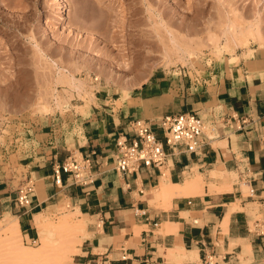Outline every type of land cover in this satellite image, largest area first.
<instances>
[{"label":"crops","instance_id":"1","mask_svg":"<svg viewBox=\"0 0 264 264\" xmlns=\"http://www.w3.org/2000/svg\"><path fill=\"white\" fill-rule=\"evenodd\" d=\"M195 84L183 88L175 104L164 102L162 93L148 95L147 88L132 98L142 103L93 112L75 136L76 150L29 168L33 183L43 180L46 198L35 191L32 204L21 207L13 203L17 187L1 181L0 211L17 216L24 239L34 240V213L45 214L64 194L76 219L85 222L73 264H259L264 258V54L225 64ZM180 111H196L208 123L201 149L168 148L161 172L116 170V142L131 138V122L146 120L161 135V119ZM71 153L90 157L91 183L74 184L67 173L56 181V166ZM165 169L182 185L202 175L203 189L188 188L189 195L182 190L165 200L160 193ZM221 170L222 176L212 175ZM256 209L262 218L255 217ZM181 248L193 251L194 258L183 259Z\"/></svg>","mask_w":264,"mask_h":264},{"label":"rangeland","instance_id":"2","mask_svg":"<svg viewBox=\"0 0 264 264\" xmlns=\"http://www.w3.org/2000/svg\"><path fill=\"white\" fill-rule=\"evenodd\" d=\"M229 15L261 19L264 28V0H0V182L17 187L10 191L16 198L33 167L48 164L54 154L65 158L76 150L75 136L93 112L142 103L132 98L147 88L148 95L162 93L164 102L178 103L188 84L199 83L197 88L215 69L249 58L242 49L216 56L211 48L208 30L221 33L218 26ZM166 25L192 46L202 45L194 60L167 64ZM254 47V53L264 54V46ZM58 68L72 69L93 93L66 92L53 80ZM57 97L64 103L58 107ZM47 100L50 110H40ZM7 217V211H0V264H12L9 252L41 242L37 229L34 240H25L22 231H12V237L5 230ZM64 218L77 215L63 194L45 211L44 221L57 224ZM75 234L57 232L44 254L46 261L54 263L64 253L74 257L76 249L62 246L73 245Z\"/></svg>","mask_w":264,"mask_h":264},{"label":"bare ground","instance_id":"3","mask_svg":"<svg viewBox=\"0 0 264 264\" xmlns=\"http://www.w3.org/2000/svg\"><path fill=\"white\" fill-rule=\"evenodd\" d=\"M65 12H66V9H65ZM62 17L63 19H65L64 10H63ZM162 23H163V20H162ZM261 23H262V20L257 19V18H254L253 20L252 19L246 20L244 18H241L238 15L227 16L223 20V22L218 26L221 29V33H218V31L216 32L212 28L208 30V40L211 41V43L210 42L209 43L212 46L211 48H213L214 50L213 52H216V56L224 52L230 55H236L238 53V50L242 49L243 50L242 52L245 56L251 57V55H253L254 51L256 50V48L254 47V44L259 45V47L264 46V28L262 26L263 23L262 24ZM166 29L168 32V35H166V37H168L169 39V41L167 42L169 43L166 44L164 42L165 44L163 48L164 49L163 59L167 61V64L175 63L176 61L185 62L188 58L194 60L199 55L200 48L202 46L201 44H200L201 46L194 47L191 44H189L187 41L182 39L181 37H178L177 34L175 36V34L172 33L173 31L172 29H170L169 31L168 25H166ZM53 80H55L54 82L56 84L66 87V90H67L66 92L69 91L70 93H72L71 91L77 90L79 93H82V92H84L85 94L93 93V87L88 85L85 79L77 78L75 73L72 71V69L58 68ZM56 99L54 101L56 103V106L58 107V105H61L63 103V100H61V97H57ZM44 101L43 103H40L39 109L43 111L50 110V105H51L50 101L47 100L48 101L47 104H45ZM212 175L222 176L223 171L222 170L212 171ZM204 184H205V181L202 175H198L194 178H189L186 181L185 185H182L178 182H173L170 178L169 171L165 169L163 177H162V182L160 184V193L165 200L170 201L175 194L181 193L182 190H183L182 194L189 195V194H186L188 193L187 191L188 188L192 189L193 193H194L193 190L201 191L203 189ZM34 190L38 192L41 200L46 198L43 180L40 179L35 182ZM73 214L76 215V212ZM7 216H8L7 217L8 220L5 225L6 226L5 228L7 229L5 228L4 229L8 230L11 233L12 231L13 233L16 232L14 234L19 235V232H21V228H20V224L18 221V217L13 215L9 211H7ZM34 222L36 223L37 231L40 235V240H41L40 244L37 247H23L22 246V247H19L18 251L16 252H9L10 254L9 257L12 260V264H73V257L68 256L66 253H64L65 257H61L57 261H54V263L49 262V260L46 261L44 254L47 248L52 243L54 236L59 231L65 233L71 230L76 233L74 235L75 240L72 242L73 245H68L66 242L65 244L67 245L62 246V248L65 250L66 248H70V247L76 249V245L83 241L82 233H83L85 222L82 219L73 218L70 220V219L64 218L57 224L56 223L47 224L44 221V214L42 210H38L34 213ZM14 234L12 237H14ZM1 243H2V240L0 241V244ZM181 249L179 251L183 259H186L187 257H190V256H192L191 259L194 258L193 251H188L185 249L181 250Z\"/></svg>","mask_w":264,"mask_h":264},{"label":"built area","instance_id":"4","mask_svg":"<svg viewBox=\"0 0 264 264\" xmlns=\"http://www.w3.org/2000/svg\"><path fill=\"white\" fill-rule=\"evenodd\" d=\"M131 127V138L120 136L116 142L118 150L114 159L115 168L123 175L137 173L143 167L158 168L161 172L167 161L168 148L174 151L179 147H185L189 152H196L203 146L208 130L205 120L196 111H180L165 115L160 122L161 135L143 119L134 120ZM91 163L89 156L80 157L71 153L66 160L56 166V181L60 182L62 173H67L72 177L74 184L91 183L93 181L90 174ZM34 192L32 179H27L18 188L15 203L21 207H29ZM259 264H264V258Z\"/></svg>","mask_w":264,"mask_h":264}]
</instances>
